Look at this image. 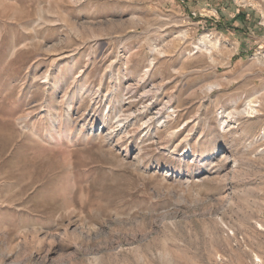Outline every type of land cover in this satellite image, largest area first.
<instances>
[{"label":"rangeland","instance_id":"obj_1","mask_svg":"<svg viewBox=\"0 0 264 264\" xmlns=\"http://www.w3.org/2000/svg\"><path fill=\"white\" fill-rule=\"evenodd\" d=\"M263 127L264 0H0V264H264Z\"/></svg>","mask_w":264,"mask_h":264},{"label":"built area","instance_id":"obj_2","mask_svg":"<svg viewBox=\"0 0 264 264\" xmlns=\"http://www.w3.org/2000/svg\"><path fill=\"white\" fill-rule=\"evenodd\" d=\"M258 137H259L258 138L259 140H264V127H263V130L259 133ZM258 225H259L258 227L259 230L264 232V212L262 214L261 221Z\"/></svg>","mask_w":264,"mask_h":264},{"label":"trees","instance_id":"obj_3","mask_svg":"<svg viewBox=\"0 0 264 264\" xmlns=\"http://www.w3.org/2000/svg\"><path fill=\"white\" fill-rule=\"evenodd\" d=\"M241 17H243V15L241 13H239L235 18L239 19Z\"/></svg>","mask_w":264,"mask_h":264},{"label":"bare ground","instance_id":"obj_4","mask_svg":"<svg viewBox=\"0 0 264 264\" xmlns=\"http://www.w3.org/2000/svg\"><path fill=\"white\" fill-rule=\"evenodd\" d=\"M225 122H226V121H222L221 123L224 124ZM227 122H228V121H227ZM222 124H221V125H222Z\"/></svg>","mask_w":264,"mask_h":264}]
</instances>
